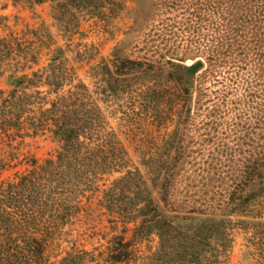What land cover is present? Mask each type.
I'll return each mask as SVG.
<instances>
[{
    "label": "rangeland",
    "instance_id": "rangeland-1",
    "mask_svg": "<svg viewBox=\"0 0 264 264\" xmlns=\"http://www.w3.org/2000/svg\"><path fill=\"white\" fill-rule=\"evenodd\" d=\"M204 1L195 7L208 11H201L195 20L188 15L193 12L188 11L190 1L171 8L182 0H43L36 6L24 0H0V38L12 32L38 48L33 71L46 68L49 51L60 49L55 74L82 82L94 97L101 94L97 85L111 79L109 72L120 76L125 72L121 60L146 64L149 73L119 84L116 97L99 96L105 121L126 151L129 169L138 168L150 180L168 174L176 204L211 205L214 210L227 190H241L238 176L251 174L260 186L247 202L248 212L264 223V38L259 39L260 46L251 44L240 55L236 47L240 42H231L229 5L223 14L214 15V5ZM216 54L221 63L210 67L207 58ZM196 62L203 69L192 77L191 98L183 101L185 88L175 81L174 71ZM153 95L158 98L155 103L150 101ZM19 149L42 162L54 154L55 145L38 136L25 139ZM146 162L149 171L141 166ZM25 168L21 165L2 178ZM118 177H104L98 185L107 187ZM87 197L82 212L65 229L67 242H59L50 252L51 262L72 245L99 248L122 231L120 225L111 229L113 222L98 207L99 194ZM131 228L127 227L126 238ZM231 235V250L223 264H256L244 257L250 233L235 229Z\"/></svg>",
    "mask_w": 264,
    "mask_h": 264
},
{
    "label": "trees",
    "instance_id": "trees-1",
    "mask_svg": "<svg viewBox=\"0 0 264 264\" xmlns=\"http://www.w3.org/2000/svg\"><path fill=\"white\" fill-rule=\"evenodd\" d=\"M24 1L29 6L43 3ZM182 1L172 3L171 8L185 7L190 1L188 11L191 8L193 12L188 15H194L195 20L201 11H208L195 7L199 0ZM204 2L214 5V15L223 14L229 5L233 13L231 42H240L236 46L240 55L251 44L261 45L264 0ZM24 43L22 36L12 32L0 38V84L4 87L0 90V264H223L235 229L251 235L244 257L264 264V223L249 215L247 205L260 186L258 178L238 176L237 188L241 186V190H227L214 210L211 205L176 204L169 189L173 178L168 174L159 173L150 180L138 168L129 169L126 151L118 133L105 121L99 96L116 97L119 84L149 73L146 64L123 59L119 62L126 67L122 76L105 67L111 79L97 85L101 94L94 97L82 82L55 74L56 58L63 54L60 49L49 51L46 68L33 71L39 49ZM219 56H208L210 67L221 63ZM176 68L175 81L185 88L181 98L189 100L193 78ZM153 96L151 103L157 98ZM38 136L55 145L54 154L42 162L19 149L25 139ZM21 165L26 167L23 172L2 178ZM141 166L147 171L151 167L147 162ZM115 174L120 177L99 187L104 177ZM89 194L100 195L97 204L113 222L111 229L120 225L122 231L99 248L72 245L51 262L50 252L59 242H67L65 229L82 212V201ZM128 226L132 228L126 238Z\"/></svg>",
    "mask_w": 264,
    "mask_h": 264
},
{
    "label": "water",
    "instance_id": "water-1",
    "mask_svg": "<svg viewBox=\"0 0 264 264\" xmlns=\"http://www.w3.org/2000/svg\"><path fill=\"white\" fill-rule=\"evenodd\" d=\"M202 69H203V65L201 62H196L194 64L188 63V66L185 69V75L187 77H194Z\"/></svg>",
    "mask_w": 264,
    "mask_h": 264
}]
</instances>
